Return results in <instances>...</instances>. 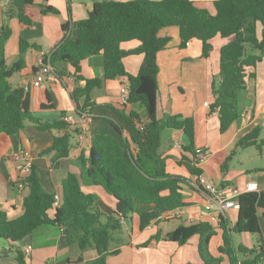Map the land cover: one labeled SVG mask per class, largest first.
Here are the masks:
<instances>
[{"label": "trees", "instance_id": "obj_1", "mask_svg": "<svg viewBox=\"0 0 264 264\" xmlns=\"http://www.w3.org/2000/svg\"><path fill=\"white\" fill-rule=\"evenodd\" d=\"M34 0H12L21 28H29L37 18L30 9ZM214 13L195 5L193 0H95L88 15L77 22L78 34L75 38L66 35L50 52L49 62H67L80 71V62L96 54L102 56V77L85 79L82 88L71 91L75 111H85L93 107L90 91L102 81L125 78L128 84L126 103H141L147 113L144 122L136 112L116 111L129 127V138L118 122H111L114 133L95 134L89 146L87 159L82 160L81 175L69 172L61 181V197L54 205L55 193L46 192L38 177V166L31 165L30 171L21 182L28 193L23 198V212L18 217L9 218L0 208V238L17 241L44 224L63 227L68 235V243L79 250L93 248L98 256L86 264H105L113 232L120 228L121 220L136 213L140 228L158 219L164 212L185 206L182 184L184 180L166 170V160L159 149L162 144V130H181L185 143L179 163L188 172L197 176L201 169L194 166L195 154L194 126L191 117L172 115L164 110L168 100L158 92L156 53L164 49L169 37H160L158 31L167 26H176L179 47L183 48L195 38L202 43V56H207L211 45L209 39L215 35L232 37L219 49V81L214 80L211 89L214 99L210 110L217 111L219 130L225 131L239 117L238 98L249 78L254 76V68L264 54V0H214ZM42 13H56L57 10L44 5ZM261 25V34H256V23ZM69 23H63L67 32ZM10 35L6 25L0 32V132L16 134L26 122L33 123L39 130L61 131L51 138L49 145L40 153L51 154L52 162L68 155L70 136L77 129L65 121L41 122L33 113H49L55 110L47 87H36L24 91L22 87L12 88L8 78L24 65V53L29 47L39 49L23 38L19 40V55L13 65L7 66L4 59V44ZM137 40L139 46L124 50L123 42ZM143 54V63L136 75L129 74L122 58L130 54ZM35 71V69H34ZM81 79V75L77 74ZM163 108L160 118L156 115L157 100ZM33 108V109H32ZM63 114V113H62ZM137 123V124H136ZM142 124L143 129L138 125ZM258 129L250 130L235 142V147L253 144ZM134 144L135 148L131 147ZM234 150L224 159L222 171L227 168ZM56 164V163H55ZM54 164V165H55ZM99 185L115 200L111 213L106 214L97 205L98 196L85 192L82 185ZM193 184V183H192ZM194 188V186H193ZM237 220L227 227L225 218L219 216L216 223L199 221L189 225H179L164 235L166 240L184 244L194 234L199 235L198 253L200 264H264V241L259 239L257 247L238 246L239 252L246 254L238 259L237 250L232 246L230 232L259 233L257 208L264 206V193L245 191L236 197ZM138 205L149 206L147 211H139ZM53 209V217L48 211ZM223 230V242L218 247L220 255L213 256L208 249L215 229ZM161 235L155 237L158 239ZM224 255L227 262L224 263ZM18 264H25L24 255L17 251ZM80 260V259H79ZM184 264H194L187 262Z\"/></svg>", "mask_w": 264, "mask_h": 264}, {"label": "crops", "instance_id": "obj_2", "mask_svg": "<svg viewBox=\"0 0 264 264\" xmlns=\"http://www.w3.org/2000/svg\"><path fill=\"white\" fill-rule=\"evenodd\" d=\"M95 0H34L30 9L37 13L36 20L29 28H21L15 14L12 0H0V32L7 25L10 35L4 44V59L7 66L13 65L19 55V40L25 39L30 44L39 47H29L25 51L24 65L15 71L8 81L12 88L29 85L34 69L37 67L39 54L49 53L66 35L75 38L78 34L77 22L88 15ZM127 1V0H116ZM195 5L206 8L214 13V0H193ZM44 5L54 7L56 13H42ZM69 23L67 32L62 29L63 23ZM256 34L260 38L261 25L256 23ZM160 37H169L164 49L156 53L158 65V92L168 98L164 110L172 115L191 117L194 126L195 148L207 149L208 157L198 168L213 183L224 185L230 194L234 189L237 193L246 190L248 182H255L256 192L264 193V54L262 60L254 68V76L249 78L245 88L240 92L239 117L223 132L219 130L217 111L210 110L214 99L211 89L212 81H219L218 59L219 49L229 42L232 37L215 35L209 39L211 48L208 55L202 56V43L199 39H191L183 48L179 47L178 28L167 26L158 31ZM139 41L123 42L120 47L124 50L134 49ZM125 70L136 75L143 63V54H130L122 58ZM81 75V79L77 77ZM102 56L96 54L81 60L80 71L74 73V68L67 62H56L51 66V73L44 77L42 86L49 90L55 110L49 113H33L41 122L61 120L68 114L73 115V122H69L77 133L70 136V150L67 156L51 160V154L40 153L49 145L52 137L61 131L39 130L33 123L26 122L16 134L0 132V208L5 210L9 218L18 217L23 212L22 201L27 195V188H18L16 180L18 171L12 154L18 148L26 149L38 166V177L42 188L49 193L61 197V181L72 172L81 175V164L87 159L92 137L100 132L114 133L111 122H118L123 134L129 138V127L118 116L116 111L136 112L141 122L146 121L147 113L139 102L122 103L120 86L126 82L125 78H116L94 87L90 91L93 107L85 111L76 112L71 91L82 88L85 79L102 77ZM41 86V87H42ZM34 88L29 89L32 91ZM33 109V108H32ZM63 113V114H62ZM83 113L84 119L79 117ZM163 108L157 100L156 115L160 118ZM137 124V123H136ZM257 128L258 134L253 144L246 147H235V142ZM185 143L181 130L165 128L162 130V144L160 153L165 156L166 170L172 175L184 180L182 184L183 201L185 206L179 208V217H158L149 225L140 228L138 215L133 213L129 218L121 220L120 228L113 232L105 264H184L191 262L200 264L198 253L199 235L194 234L179 245L166 240L164 235L179 225H189L199 221L216 223V214L204 213L202 194L193 188L195 176L179 163ZM132 148L134 144H131ZM234 150L228 161L227 168L222 171L224 159ZM56 163V164H55ZM55 164V165H54ZM85 192H92L98 196L97 205L104 213L109 214L115 206V200L99 185L83 184ZM149 206L138 205L139 211H147ZM54 210L48 211L50 218ZM225 223L231 227L237 220V208L226 211ZM259 233L230 232L232 246L251 248L264 241V206L257 208ZM211 237L208 249L213 256L220 255L218 247L223 242V230L216 228ZM160 234L157 239L155 236ZM68 235L63 227L55 224H44L17 241L2 239L0 241V264H18L17 251L24 255L25 264H86L95 259L98 253L93 248L79 250L76 245L68 243ZM30 246L28 252L26 246ZM246 254L237 250L238 259ZM80 259V260H79ZM224 263L227 257L224 255Z\"/></svg>", "mask_w": 264, "mask_h": 264}, {"label": "built area", "instance_id": "obj_3", "mask_svg": "<svg viewBox=\"0 0 264 264\" xmlns=\"http://www.w3.org/2000/svg\"><path fill=\"white\" fill-rule=\"evenodd\" d=\"M51 73V65L49 62V53L41 52L39 54L37 67L34 71L32 79L29 85H24L22 88L24 91H28L31 88L41 87L44 82V77ZM121 91V101L126 103L127 94H128V84L123 83L120 86ZM79 114V113H78ZM86 115L83 113L79 114L81 119H84ZM64 120L67 122H73V115L68 114L64 117ZM139 129H143V125H138ZM209 152L207 149L197 148L194 156L192 157L193 165L199 167L202 162L206 160ZM12 157L15 161V167L18 171V178L16 184L18 188H23L24 185L21 182V179L27 175L30 171L31 165L33 163V157L30 153L24 148H18L13 154ZM193 186L197 189L204 198L203 203V212L216 214L217 217L225 216V213L230 208H237L238 204L236 197L239 193L234 189L230 194L226 192V187L224 185L213 183L205 174L202 172L195 177L193 181ZM257 185L255 182H248L246 185L247 191H255ZM60 197L56 194L54 205H58ZM181 215V210L179 208L169 210L164 212L161 217H179ZM30 246H26L25 251L28 252ZM264 262V257H263Z\"/></svg>", "mask_w": 264, "mask_h": 264}, {"label": "rangeland", "instance_id": "obj_4", "mask_svg": "<svg viewBox=\"0 0 264 264\" xmlns=\"http://www.w3.org/2000/svg\"><path fill=\"white\" fill-rule=\"evenodd\" d=\"M3 238H0V241H2Z\"/></svg>", "mask_w": 264, "mask_h": 264}]
</instances>
